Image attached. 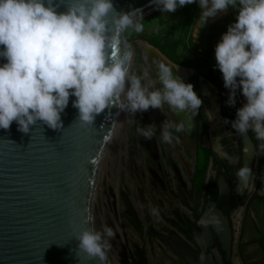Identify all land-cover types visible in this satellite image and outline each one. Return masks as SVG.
I'll return each mask as SVG.
<instances>
[{
	"label": "clouds",
	"instance_id": "9594fccd",
	"mask_svg": "<svg viewBox=\"0 0 264 264\" xmlns=\"http://www.w3.org/2000/svg\"><path fill=\"white\" fill-rule=\"evenodd\" d=\"M60 2L65 11H58L54 0H0V57L6 60L0 64V128L8 129L15 121L18 130L27 133L30 125L42 121L52 129H61V113L70 95L75 97L72 105L78 109L77 121L85 127L92 126L114 100L119 101L121 111L133 117L150 107L164 111L165 104L174 113L199 112L202 99L191 83L173 75V66L157 64L156 82L162 84L157 87L147 70L142 74L130 71L131 49L109 55L108 49L120 33L144 30L141 9L117 11L113 0ZM153 2L161 12L173 13L197 0ZM198 5L203 26L229 7L237 9L235 22L215 46L216 67L224 87L230 90L226 103L235 105L237 90L246 98L231 127L241 136L253 132L260 141L259 154L264 155V0H198ZM110 24L114 28L111 34ZM145 80L149 82L143 83ZM173 131H186L184 123L165 120L160 126L161 141L171 144ZM136 132L152 139L156 125L137 127ZM236 177L247 185L254 173L245 164ZM150 210L159 215L158 209ZM114 235L107 225L100 230L85 228L76 237L77 253L104 264L109 238Z\"/></svg>",
	"mask_w": 264,
	"mask_h": 264
},
{
	"label": "water",
	"instance_id": "95a60500",
	"mask_svg": "<svg viewBox=\"0 0 264 264\" xmlns=\"http://www.w3.org/2000/svg\"><path fill=\"white\" fill-rule=\"evenodd\" d=\"M54 2L59 5L58 11L66 10L60 0ZM113 4L117 11L139 8L143 18L158 9L153 0H113ZM109 27L111 34L114 28L111 24ZM125 34L126 31L119 34L108 52L111 55L114 51L122 53L131 49L134 53L131 72H134L138 46L153 78L156 79L157 64L166 63L173 66L174 76L191 83L190 76L185 79L180 67L157 47L145 41L134 45ZM5 62V58L0 57V64ZM156 84L162 87V84ZM74 99L70 95L68 106L61 113V129H52L42 121L30 125L27 133L18 130L15 121L8 129L0 128V264H100L98 258L87 259L83 253H77L76 237L85 228L100 230L102 225L111 227L115 233L109 238L111 246L104 264H148L139 244L135 247L140 261L130 256V243L118 232V157L128 113L121 111L119 101L114 100L109 108L96 116L92 126H81L77 121L78 109L72 105ZM165 107L170 123H184L186 131L179 132V143L196 157L198 113H174L167 104ZM218 108L220 111L219 105ZM241 137L242 163L252 169L256 145L249 133ZM145 148L153 159L159 158L155 136L146 139ZM219 186L229 193L223 176L219 178ZM247 186L239 181L237 193H243ZM122 195L127 207L125 215L141 225L130 197L126 192ZM199 226L204 231L194 227L193 238L201 251L178 233L165 236L157 234L154 227L149 229L186 264H216L201 237H210L214 230L224 250L229 251L232 241L230 222L215 202H209Z\"/></svg>",
	"mask_w": 264,
	"mask_h": 264
},
{
	"label": "flooded vegetation",
	"instance_id": "af4514ba",
	"mask_svg": "<svg viewBox=\"0 0 264 264\" xmlns=\"http://www.w3.org/2000/svg\"><path fill=\"white\" fill-rule=\"evenodd\" d=\"M217 104L220 106L218 102ZM238 104L242 107L243 101L239 100ZM154 111V116L145 115V123L143 125H156L155 137L158 143L159 158L155 160L151 157L145 148L146 139L143 137L144 156L141 167L144 171V181L146 182H144V186H141L139 181L134 179L133 188L129 186L127 191H123L120 194L124 204L123 218L124 220L127 218L133 228L131 230H135L133 232H135L136 239L132 241L124 239L130 243V256L137 262L140 261V256L135 247L136 244H139L143 250L142 255H145L148 259V264L165 262V258L169 260V263L165 264H186L184 259L174 254L157 234L170 236L173 233H178L197 251H201L200 246L197 245L193 238V228L197 227L200 228V232L204 231L199 226V221L202 219L209 202H215L217 207L228 218L232 227V241L229 251L224 250L223 244L214 230L210 237H208L209 235L204 236L205 238L201 237L207 243V252L214 256L216 264H264V226L256 228L253 222L255 227L253 236L251 238L248 237L247 232L248 218L250 217L249 210L254 206L251 203L255 189L253 184L254 177L250 178L248 186L243 193H237L239 180L236 177V171L243 166L242 137L240 147L235 130L229 123L224 121L226 131L231 133L230 140L232 141L231 138H233L232 142H235V147L232 150V160L221 156L219 158L213 146H205L199 142L197 156L195 157L186 146L180 145V133L173 131L174 139L171 144L161 141L160 126L165 120L169 123L170 120L166 115H163V111L160 109H155ZM219 112L221 118L227 120L221 112V107ZM200 131L201 129L199 128L198 135ZM250 133L249 135H252L251 138L252 140L254 139L253 142L256 145L255 134L253 132ZM176 137L179 139H175ZM203 152L205 157L201 159ZM258 153L259 149L256 146V157L252 167L254 174ZM221 176L225 178L230 188L229 193H225L219 186V178ZM124 192L130 197L139 216L141 221L139 226L131 216L125 215L127 207L122 195ZM142 200H145V203H142ZM153 207L159 210L162 222L157 221L153 217L150 210ZM239 209H243V211L235 215L234 213ZM235 218L238 219L241 225L237 240L235 237ZM152 227L156 229L157 234L149 229ZM143 239L144 241L140 243L139 241ZM250 246L256 247L260 251V256L257 258L248 257L247 251Z\"/></svg>",
	"mask_w": 264,
	"mask_h": 264
},
{
	"label": "rangeland",
	"instance_id": "374dc122",
	"mask_svg": "<svg viewBox=\"0 0 264 264\" xmlns=\"http://www.w3.org/2000/svg\"><path fill=\"white\" fill-rule=\"evenodd\" d=\"M200 12L201 9L199 8L198 0L196 3H192L191 9L187 12H184L181 7H178L173 13H163L159 10L155 17L145 22L142 21L144 25V30L142 32L136 33L132 30H128L126 31L125 35L127 40L132 42L134 45H138L139 43L145 41L150 45L155 46L152 44V42L157 40H163L162 42H165L166 40L167 43L165 49L167 53L177 62H174V60L170 58L169 59L179 66L185 68L187 67V69L190 70L189 80L193 85L195 92L197 90V86L199 87L203 102L201 106L203 112L202 115L200 114V111L198 112L199 128L201 129L200 134L198 135V142L202 145L212 147L210 133L212 121L207 111H209L211 108L212 96H214L215 101L218 102L220 98V90L215 84L203 76L196 79L194 68L197 67L202 71L212 73L220 72L218 67H216L215 46L220 41L222 34L227 31L228 26L235 22L237 9L229 7L227 12L219 13L215 18H210L204 26L198 19ZM181 63L188 66L182 65ZM145 70H147V66L144 64L141 50L137 46L134 73L142 74ZM151 77L152 74L149 72V79ZM150 80L154 86H157L154 78H151ZM148 82V80L143 81V83ZM206 86L211 88L210 95H208L205 91ZM227 91L228 93L230 92L229 89ZM245 103L246 101L243 102V105ZM154 110L155 109L150 107L147 111L135 113L134 117L130 112H128L127 121L122 134L124 135V139L122 140L120 146L119 164L121 169L118 171L117 190L119 194L118 200L120 205H122L121 218L125 240L128 239L132 241L136 238L134 235L135 232H132L131 230L133 228L131 224H129L128 219L126 218V220H124L123 218L124 204L121 200L120 194L123 191H127L129 186L133 188L134 179H137L141 186H144V182H146L144 181V171L141 167L142 158L144 156L142 147L143 137L137 134L136 128L144 126L143 123H145V117L149 115L154 116ZM165 110L163 111V115L167 114ZM133 119H135L137 123H129V121ZM221 121L224 122L225 120L221 118ZM233 136L234 135L232 133V137ZM231 139L233 141V138ZM201 157V159H204V152ZM253 179V184L255 187L253 193L254 206H252L249 210L250 217L248 220L252 219L256 225V228H259L260 226H264V166L263 168H260L258 160ZM142 203H145V200H142ZM234 225L235 237L237 240L241 230V225L239 224L237 218L234 220ZM126 233L129 235V237ZM249 237L251 238L250 235ZM143 241L144 239L139 242L142 243ZM249 248L257 251L260 256V251L256 247L250 246ZM165 260V262L161 261L158 264L169 263L168 259L165 258Z\"/></svg>",
	"mask_w": 264,
	"mask_h": 264
},
{
	"label": "bare ground",
	"instance_id": "6f19581e",
	"mask_svg": "<svg viewBox=\"0 0 264 264\" xmlns=\"http://www.w3.org/2000/svg\"><path fill=\"white\" fill-rule=\"evenodd\" d=\"M179 67H180L179 68L180 73L182 74V76L185 79H187L190 76V70H188L187 68L182 67V66H179ZM154 80L156 83L155 78H154ZM205 91L208 95L211 94V88H209L207 86H206ZM165 111L167 112V110H165ZM207 112H208V114L211 118V121H212V125H211L212 128L210 130V133H211V144H212L213 148L219 153V155L221 157L228 158V159L232 160V150L235 147V144H234L235 142L233 143L230 140V135H227V133H229V132L226 131V129H225V123L221 121V116H220L218 104L215 101L214 96L211 97V108ZM219 137H220V139H219ZM123 139H124V135H122L121 142ZM121 142H120V146H121ZM119 154H120V148H119ZM119 159H120V156L118 157V166H119L118 171H120V169H121L120 164H119V161H120ZM117 194H118V190H117ZM121 206L122 205H120L119 200H118L117 201L118 232L122 236H124V230L122 228V218H121L122 207ZM153 217L157 221L162 222L160 215H158V216L153 215ZM253 226H254V224L252 223V221L251 220L248 221L247 232H249L250 236H252L254 233V227ZM247 255L250 258H257L259 256V253L257 251H254L252 248H249L247 251Z\"/></svg>",
	"mask_w": 264,
	"mask_h": 264
},
{
	"label": "trees",
	"instance_id": "16d2710c",
	"mask_svg": "<svg viewBox=\"0 0 264 264\" xmlns=\"http://www.w3.org/2000/svg\"><path fill=\"white\" fill-rule=\"evenodd\" d=\"M191 6H192V4H188V5H185V6L181 7V8H182V10L184 12H187V11H189L191 9ZM158 11H159V9H157L156 11H154L148 17L143 18V22H145V21H147V20L155 17L157 15ZM162 41L163 40H157L155 42H152V44H154L156 47H158L166 56H168V58L174 60V62H177L173 57H171L167 53V51L165 49V46H166L167 41L166 40H165V42H162ZM182 65L188 66L186 64H182ZM194 69H195V78L196 79H198L199 77L203 76L206 79H208L209 81H211L213 84H215L218 87V89L220 90V98L218 100V103L220 104L221 112H222L223 116L227 119L229 125L231 126V123L230 122L232 120H234V113H236L237 109L240 108V105L238 104V101L239 100H242L244 102V101H246V98L242 95V92L240 90H237V93H236V98L237 99L235 98V101H236L235 102V105L229 106L226 103V101L228 100V97H229V93L227 91L228 89L224 87L222 73L221 72H217V73L206 72V71L200 70L197 67H195ZM196 94L200 98H202L201 91H200V89H199L198 86H197ZM199 111H200V114L202 115V113H203L202 112V107L199 109ZM249 133H250V131H249ZM237 138L239 139L240 147H241V136L239 134H237ZM255 142H256V146L258 147L260 141L256 140ZM257 160L259 162V167L260 168L261 167L263 168V166H264V155H260L258 153ZM251 203L253 204V200H251Z\"/></svg>",
	"mask_w": 264,
	"mask_h": 264
},
{
	"label": "crops",
	"instance_id": "0c3cea01",
	"mask_svg": "<svg viewBox=\"0 0 264 264\" xmlns=\"http://www.w3.org/2000/svg\"><path fill=\"white\" fill-rule=\"evenodd\" d=\"M254 231H255V227H254ZM253 234H254V233H253ZM249 235H250V234H249V232H248V237H249ZM252 236H253V235H252ZM252 236H251V237H252Z\"/></svg>",
	"mask_w": 264,
	"mask_h": 264
},
{
	"label": "snow or ice",
	"instance_id": "6c2138e0",
	"mask_svg": "<svg viewBox=\"0 0 264 264\" xmlns=\"http://www.w3.org/2000/svg\"><path fill=\"white\" fill-rule=\"evenodd\" d=\"M112 54H114V53H112Z\"/></svg>",
	"mask_w": 264,
	"mask_h": 264
}]
</instances>
